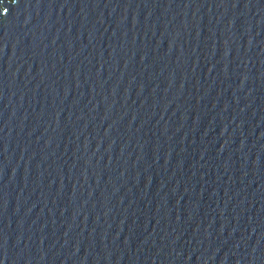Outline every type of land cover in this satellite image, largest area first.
<instances>
[{
	"label": "water",
	"instance_id": "water-1",
	"mask_svg": "<svg viewBox=\"0 0 264 264\" xmlns=\"http://www.w3.org/2000/svg\"><path fill=\"white\" fill-rule=\"evenodd\" d=\"M0 264H264V0H0Z\"/></svg>",
	"mask_w": 264,
	"mask_h": 264
}]
</instances>
